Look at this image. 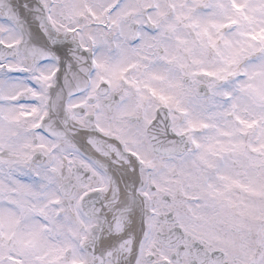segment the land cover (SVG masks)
I'll list each match as a JSON object with an SVG mask.
<instances>
[{
	"label": "snow or ice",
	"instance_id": "6c2138e0",
	"mask_svg": "<svg viewBox=\"0 0 264 264\" xmlns=\"http://www.w3.org/2000/svg\"><path fill=\"white\" fill-rule=\"evenodd\" d=\"M0 264H264V0H0Z\"/></svg>",
	"mask_w": 264,
	"mask_h": 264
}]
</instances>
